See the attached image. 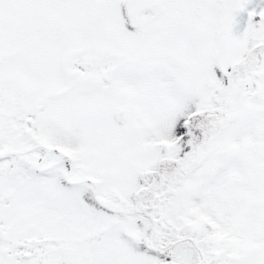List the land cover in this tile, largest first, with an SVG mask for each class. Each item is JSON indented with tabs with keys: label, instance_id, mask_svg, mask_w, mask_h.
I'll list each match as a JSON object with an SVG mask.
<instances>
[{
	"label": "snow or ice",
	"instance_id": "obj_1",
	"mask_svg": "<svg viewBox=\"0 0 264 264\" xmlns=\"http://www.w3.org/2000/svg\"><path fill=\"white\" fill-rule=\"evenodd\" d=\"M0 264H264V0H0Z\"/></svg>",
	"mask_w": 264,
	"mask_h": 264
}]
</instances>
